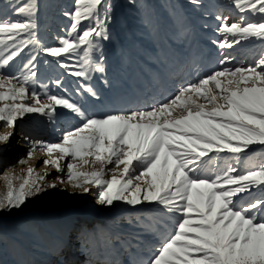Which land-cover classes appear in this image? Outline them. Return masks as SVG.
I'll list each match as a JSON object with an SVG mask.
<instances>
[{
    "label": "snow or ice",
    "instance_id": "6c2138e0",
    "mask_svg": "<svg viewBox=\"0 0 264 264\" xmlns=\"http://www.w3.org/2000/svg\"><path fill=\"white\" fill-rule=\"evenodd\" d=\"M233 3L241 15L232 21L217 16L223 40L214 43L231 49L240 41L264 40V0ZM10 7L23 19L0 15V45L7 49L8 42H16L10 54L0 58V69L27 45L40 44L37 0H15ZM110 12L106 0H73L71 10L64 12L70 30L58 37V46H43L41 51L85 81L92 72L104 73L99 40L109 39ZM247 12L261 17L249 20L243 15ZM25 34L27 38L20 39ZM73 56L76 60L71 62ZM36 59L32 56L19 76L0 75V122L9 129L0 131V142L14 136L26 114L52 119L58 108H64L80 125L64 131L59 142L32 139L22 132L29 147L27 158L18 163L26 164L39 151L46 168L63 174L48 188L66 183L89 193L96 187L101 205L155 203L175 216L174 227L162 234L160 246L145 264H264V199L246 205L237 202L242 193L264 189V151L244 156L253 146L264 148V54L247 66H225L182 84L173 95L147 108L100 114L70 97L49 94L46 84L39 86L40 91L30 88L37 75ZM233 59L224 55L219 63L227 65ZM54 83L62 86L60 78ZM81 91L100 99L90 83L77 87L76 92ZM221 153L232 154L235 163L221 166L217 159ZM242 157L246 167L239 168ZM26 173L4 174L6 192H0V210L18 209L44 191L41 182L49 173L32 166Z\"/></svg>",
    "mask_w": 264,
    "mask_h": 264
},
{
    "label": "rangeland",
    "instance_id": "374dc122",
    "mask_svg": "<svg viewBox=\"0 0 264 264\" xmlns=\"http://www.w3.org/2000/svg\"><path fill=\"white\" fill-rule=\"evenodd\" d=\"M13 2L15 0H0V15L7 13L13 18L23 19L12 11L10 5ZM106 2L111 5V19L107 24L115 21L116 28L113 31L108 29L109 39L99 40L102 45L100 51L104 54V73L92 72L91 79L85 81L70 75L72 69L65 70L58 61L41 51L43 46H58V37L70 30V18L64 12L71 10L73 0H37L36 35L40 44L24 47L9 65L0 69V75L19 76L23 65L36 56L33 70L37 75L30 82V88L36 87L40 91L39 86L46 84L49 94L70 97L90 112L100 114L111 110L147 108L173 95L182 84L196 82L205 74L225 66H247L264 54V40L252 38L234 45L252 44V59L245 61L240 57L225 66L219 63L224 55L238 56L236 47L220 49L214 43L223 40L220 33L216 36L214 32L220 24L217 16H227L231 10L235 13L229 19L232 21L241 15L234 3L221 5V0H200L199 4H193L191 0ZM145 12L151 14L153 20L148 22L144 19ZM243 15L249 20L261 17L260 13L253 15L251 12ZM26 38V34L20 37ZM12 43L16 42H8L7 49L0 45V58L10 54ZM199 46L204 50L203 55L196 53ZM165 48L172 59L165 58ZM75 60L73 56L71 62ZM114 75L119 84L111 91L115 89L124 93L122 99H114L109 94L108 86ZM57 78L62 80L61 87L54 83ZM85 83L92 84L98 91L99 100L83 91L76 92L77 87ZM41 122L46 125V132L33 133ZM79 125L80 120L74 114L66 115L59 109L52 119L39 113L26 114L18 121L14 136L6 143L0 142V192H6L5 173L23 177L29 166L39 173H49L41 182L44 191L29 197L18 209L0 210V264H37L50 255V251L54 253L50 264H145L160 246L162 234L166 235L174 227L176 217L165 214L155 203L132 206L121 201L106 206L97 202L99 189L96 187H92L89 193L73 189L66 183H58L54 189L48 188L49 182L63 174L50 166L46 168L42 163L43 154L39 151L27 159L26 164L18 163L21 158H27L29 147L21 139L22 132L32 139L59 142L64 131ZM6 130L9 129L0 122V131ZM262 151L264 148L258 147L244 156H258ZM217 159L221 166L235 163L232 155L225 153ZM243 167L246 165L242 157L239 168ZM247 167H251V163ZM14 183L19 184L20 181ZM257 199H264V189L253 188L242 193L237 202L246 205ZM147 218H152L153 222H147ZM76 231L82 232V236L73 237ZM62 242L64 246L55 252L58 243ZM103 247L107 252L106 258L89 263L95 249Z\"/></svg>",
    "mask_w": 264,
    "mask_h": 264
},
{
    "label": "bare ground",
    "instance_id": "6f19581e",
    "mask_svg": "<svg viewBox=\"0 0 264 264\" xmlns=\"http://www.w3.org/2000/svg\"><path fill=\"white\" fill-rule=\"evenodd\" d=\"M225 4L231 5V4H233V0H221V5H225ZM247 13H245V14H247ZM234 15H235V13L233 11L229 10L226 17H228L229 19H232ZM144 19H146L148 22H150L151 20H153V16L151 14L145 12ZM113 20H114V18H113ZM107 28L109 30H112V31L115 30V28H116V22L115 21H111L109 24H107ZM214 32H215L216 36H218L219 32L217 31V29H215ZM234 47H236L237 49H239L238 52H237V55L238 56L233 57L234 59L230 63L234 62L236 59H238L240 57L245 58V61H248V60L252 59V56H253V53H254L253 52V46H252V44L249 45V46H247V45H243V46L236 45ZM234 47L231 48V50L234 49ZM165 49L167 51V52L164 51V54H166L165 58L167 60L172 59V56L168 53L167 48H165ZM228 52H230V51H228ZM196 53L197 54H200V55L201 54L203 55L204 54V50L199 46L197 48V50H196ZM128 55L130 56V52H128ZM118 84H119V81H118L117 76L114 75L113 77H111V81H110L108 87L110 89V93L109 94L112 95V97L114 99L115 98L122 99L123 96H124V93H118V91H116L115 89H114V91H111L112 87H115V86L117 87ZM58 109L60 111L64 112L66 115H70L69 110L64 109V108H58ZM54 125L55 124L53 122V124H52L51 127L53 128ZM45 128H46V125L44 124V122H41L38 126H36L34 128L33 133H39L41 131L46 132V129ZM258 147H260V146H253L252 147V151H250V152H254ZM225 154L232 155L230 153H225ZM146 221L147 222H150V223L153 222L152 218H147ZM82 234H83L82 232L76 231L75 234L73 235V237L77 238V237L82 236ZM63 243L64 242L58 243V247L56 248L55 252H59L60 248L64 246ZM120 252H121V250H120ZM53 256H54V253L52 251H50V255H47V257L41 259L40 262L37 263V264H50V259L53 258ZM106 256H107V252L104 250V247H103V249H100V250L98 248H96L95 251L93 252V254L90 256L89 263H93V262H96V261L104 260L106 258Z\"/></svg>",
    "mask_w": 264,
    "mask_h": 264
}]
</instances>
